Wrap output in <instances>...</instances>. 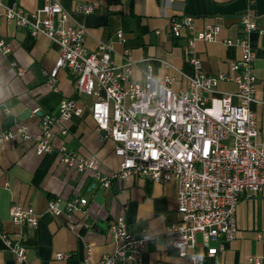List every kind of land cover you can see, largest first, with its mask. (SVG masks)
I'll return each mask as SVG.
<instances>
[{
    "label": "crops",
    "instance_id": "obj_1",
    "mask_svg": "<svg viewBox=\"0 0 264 264\" xmlns=\"http://www.w3.org/2000/svg\"><path fill=\"white\" fill-rule=\"evenodd\" d=\"M4 4L20 6L34 12L44 0H2ZM76 24L86 28L84 44L94 50L100 41L114 43L113 57L124 50L133 62L131 77L142 82L148 64L156 78L173 76V88H185L192 68L185 58L182 40L173 37L170 19L190 15L194 31L206 23L220 26L217 40L195 41L202 69L208 74L228 70L229 62L239 57V49L226 46L222 40L240 34V14L249 11L258 25L248 34L253 51L256 76L255 101L250 104L257 125L264 137V0H60ZM87 5L85 13L77 7ZM123 32L124 42L116 37ZM0 41L10 50L0 47V132L13 129L24 122L32 134L40 130V116L58 114L63 98L76 97L71 73L58 70L56 87L45 84L46 72L54 66L58 45L43 34L33 36L27 28L16 25L0 15ZM17 68L23 73L17 75ZM235 84L219 82L209 97L233 92ZM83 104L81 116H71L54 127L52 149L43 155L35 152L32 140L12 138L0 142V264H20L12 250L17 235L26 236V257L22 264H86L98 261L114 252L116 243L111 237L109 224L118 216L125 219L134 236L144 230L162 236L166 227L177 220V185L153 181L145 176L111 177L118 169L120 157L115 155V142L97 130L90 114L91 96H78ZM234 100V99H233ZM29 109L23 120L21 113ZM63 151H72L98 161L102 176L110 177V185L103 188L92 171L78 172L60 162ZM80 195L87 198L85 212H77L67 225L65 216H52L46 204L52 196L69 198ZM31 206L38 215L34 227L17 225L10 217L11 206ZM237 230L231 240L217 239L210 246L217 248L214 255H206L202 264H252L250 256L264 255V243L256 233L262 226V202L258 195L246 192L240 196L236 210ZM2 233L6 234L7 241ZM195 252H206L202 236L196 234ZM66 253L57 258L56 253ZM140 264H189V255H181L161 237L147 242L140 251Z\"/></svg>",
    "mask_w": 264,
    "mask_h": 264
},
{
    "label": "built area",
    "instance_id": "obj_2",
    "mask_svg": "<svg viewBox=\"0 0 264 264\" xmlns=\"http://www.w3.org/2000/svg\"><path fill=\"white\" fill-rule=\"evenodd\" d=\"M77 8L85 13L92 11L87 5ZM0 15L27 28L33 36L43 34L58 45V56L46 72L45 84L55 88L58 70L65 68L73 77L77 94L60 101L57 115H41L37 134H32L26 123L19 122L13 129L0 132L1 143L12 138L32 140L38 155L50 152L54 127L59 126L65 133L60 122L82 115L84 107L78 96L86 94L92 98L89 109L96 129L115 142L114 153L120 157L119 167L111 177L134 174L157 182H176L178 217L162 236L148 230L134 236L125 219L118 216L109 224L116 243L114 252L86 264H140L141 248L160 237L181 255H189V264H202L206 255L217 253V248L210 246L211 241L235 237L236 210L240 196L246 192L261 199L262 226L256 237L264 243V137L250 107L255 101L256 76L248 38L258 25L249 11L240 14V34L222 40L226 46L238 48L239 57L229 62L227 71L217 74L202 69L195 41L217 40L220 26L206 23L195 32L192 16L171 17L172 35L182 40L185 58L192 68L187 86L176 89L172 86L173 76L156 78L150 64L144 71V81L133 80V62L126 56L127 51L118 54L122 60L119 62L113 57L115 48L110 40L100 41L94 50H89L84 44L86 28L73 22L60 0H44L41 7L30 13L0 0ZM116 37L119 42L125 41L121 31ZM0 47L10 50L2 41ZM23 71L17 68V75ZM224 81L234 83L235 90L218 97L206 94L214 92L217 84ZM60 162L78 172L92 171L103 188L110 185V177L100 174L95 158L63 151ZM87 203V198L80 195L52 196L46 211L52 216H65L67 225L73 228L70 219L77 212H85ZM10 217L15 224L26 227H34L38 222L31 206H11ZM197 233L202 236L206 252L194 251ZM16 235L12 250L22 264L26 236L23 231ZM2 236L9 241L5 233ZM55 256L65 258L67 254L58 252ZM249 261L264 264V255L250 256Z\"/></svg>",
    "mask_w": 264,
    "mask_h": 264
},
{
    "label": "water",
    "instance_id": "obj_3",
    "mask_svg": "<svg viewBox=\"0 0 264 264\" xmlns=\"http://www.w3.org/2000/svg\"><path fill=\"white\" fill-rule=\"evenodd\" d=\"M30 113L29 109L24 110L21 115L19 116V119L23 120L27 117V115Z\"/></svg>",
    "mask_w": 264,
    "mask_h": 264
}]
</instances>
